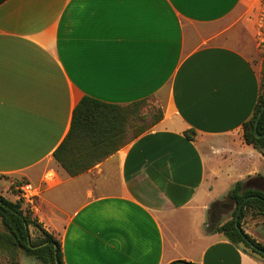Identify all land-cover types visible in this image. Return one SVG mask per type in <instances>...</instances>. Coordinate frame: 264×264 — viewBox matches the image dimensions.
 <instances>
[{
  "label": "crops",
  "instance_id": "1",
  "mask_svg": "<svg viewBox=\"0 0 264 264\" xmlns=\"http://www.w3.org/2000/svg\"><path fill=\"white\" fill-rule=\"evenodd\" d=\"M0 1V194L39 189L32 210L65 264H264L207 232L224 187L264 177L243 139L263 0ZM85 96L155 99L162 115L71 177L53 155Z\"/></svg>",
  "mask_w": 264,
  "mask_h": 264
},
{
  "label": "trees",
  "instance_id": "2",
  "mask_svg": "<svg viewBox=\"0 0 264 264\" xmlns=\"http://www.w3.org/2000/svg\"><path fill=\"white\" fill-rule=\"evenodd\" d=\"M1 3V1H0ZM262 69L260 81V95L253 116L243 124V139L247 145L257 150H264V111L255 130V122L264 107V51L262 52ZM145 100L128 105L105 103L91 97H83L72 112L69 131L63 142L54 152L57 164L71 177L79 176L106 158L118 152L128 143V132L132 122L141 118V108ZM161 119L159 116L156 124ZM136 130V129H135ZM147 130L139 128L135 131V138ZM260 135L262 137L257 136ZM195 130H188L185 136L193 141ZM134 138V139H135ZM248 183H256L261 188H251L238 181L228 194V208H232L231 218L225 223H214L208 226V233L222 234L236 247L244 245V252L252 256L264 255L251 247L237 230L235 221L240 205L247 200L241 210L240 226L243 234L258 248L264 250V245L252 239L243 229V218L246 212L264 218V177L250 178ZM221 202L215 203L210 212ZM225 204V203H224ZM213 213V212H212ZM248 249V250H247ZM0 253L10 259V264H19V255L31 257L41 264H65L61 241L47 231L33 210L23 199L10 201L0 194ZM171 264H193L186 261H175Z\"/></svg>",
  "mask_w": 264,
  "mask_h": 264
},
{
  "label": "rangeland",
  "instance_id": "3",
  "mask_svg": "<svg viewBox=\"0 0 264 264\" xmlns=\"http://www.w3.org/2000/svg\"><path fill=\"white\" fill-rule=\"evenodd\" d=\"M259 10V17L261 18L263 22V26L260 27L261 34L258 38V44H259V57L256 59L257 63L263 62L262 58V52L264 51V0L261 2ZM232 22V21H230ZM262 93L264 94V87L262 89ZM162 115V110L158 105V102L155 101V99L145 100L142 108H141V118L136 119L132 122V127L128 132V142L134 140V134L135 131L139 128H145L147 131L151 128L155 120ZM136 129V130H135ZM229 182L227 178H225V183ZM248 187L251 188H260L259 185L256 183H248ZM261 189V188H260ZM223 194L226 193V195L223 197L221 204L216 206L215 209L212 212H209V217L207 224L208 226H212L214 223H225L231 218V211L232 208H228V194L229 190L228 187H224ZM221 191V190H219ZM225 203V204H224ZM243 229L244 231L256 242L264 245V218L257 216L253 214L252 212L248 211L246 212L244 218H243ZM241 247L244 249V245H241ZM248 250V249H247ZM249 253H251L250 250H248ZM254 257L259 258L261 260H264L258 255H255ZM19 264H41L39 261L27 257L24 255H19ZM0 264H10V259L7 258L5 255L0 253Z\"/></svg>",
  "mask_w": 264,
  "mask_h": 264
},
{
  "label": "built area",
  "instance_id": "4",
  "mask_svg": "<svg viewBox=\"0 0 264 264\" xmlns=\"http://www.w3.org/2000/svg\"><path fill=\"white\" fill-rule=\"evenodd\" d=\"M20 198L30 206L31 209L36 205V201L40 195L39 189L29 183H24L20 186Z\"/></svg>",
  "mask_w": 264,
  "mask_h": 264
},
{
  "label": "water",
  "instance_id": "5",
  "mask_svg": "<svg viewBox=\"0 0 264 264\" xmlns=\"http://www.w3.org/2000/svg\"><path fill=\"white\" fill-rule=\"evenodd\" d=\"M263 111H264V107L262 108V110H261L260 114L258 115V118H257V120H256V122H255V130L257 129V126H258V123H259V120H260V118H261V116H262V112H263ZM257 136H258V137H262V136H264V135L260 136V135L257 134ZM251 198H254V197L251 196V197L246 198L245 201L240 205V207H239V209H238V211H237V214H236L235 225H236L237 230L243 235V237H244V239L247 241V243H248L251 247H253L255 250H257L258 252H260L261 254L264 255V250L261 249V248L256 247V246L251 242V240H249V239L245 236V234H243V230H242V228H241V226H240V224H239V222H240V214H241L242 207H243L244 203H245L247 200L251 199Z\"/></svg>",
  "mask_w": 264,
  "mask_h": 264
}]
</instances>
